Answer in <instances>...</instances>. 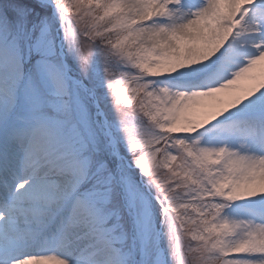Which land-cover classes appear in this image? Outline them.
Wrapping results in <instances>:
<instances>
[{"label":"snow or ice","instance_id":"1","mask_svg":"<svg viewBox=\"0 0 264 264\" xmlns=\"http://www.w3.org/2000/svg\"><path fill=\"white\" fill-rule=\"evenodd\" d=\"M0 264H264V0H0Z\"/></svg>","mask_w":264,"mask_h":264}]
</instances>
